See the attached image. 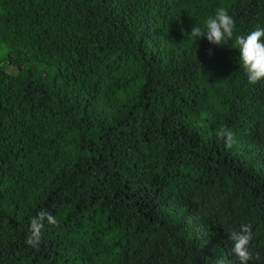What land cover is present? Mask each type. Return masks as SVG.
Instances as JSON below:
<instances>
[{
  "label": "trees",
  "instance_id": "1",
  "mask_svg": "<svg viewBox=\"0 0 264 264\" xmlns=\"http://www.w3.org/2000/svg\"><path fill=\"white\" fill-rule=\"evenodd\" d=\"M218 7L264 27V0H0V264H239L241 225L264 264V79L187 35Z\"/></svg>",
  "mask_w": 264,
  "mask_h": 264
},
{
  "label": "clouds",
  "instance_id": "2",
  "mask_svg": "<svg viewBox=\"0 0 264 264\" xmlns=\"http://www.w3.org/2000/svg\"><path fill=\"white\" fill-rule=\"evenodd\" d=\"M188 37L195 41L204 38L210 45L222 46L225 41H231L233 48L238 50L239 63L243 66L249 84H255L264 79V27H256L243 35H234V21L231 15L223 7L215 9L214 13L203 19L200 24H194L187 33ZM218 136L225 138L228 143L232 139L230 131L221 128ZM49 221L52 217L48 218ZM39 227L37 220L32 221V235L26 243L35 245L38 243ZM228 239L231 241V251L239 264H248L250 253L248 243L250 240L247 225H241L239 231H232Z\"/></svg>",
  "mask_w": 264,
  "mask_h": 264
},
{
  "label": "rangeland",
  "instance_id": "3",
  "mask_svg": "<svg viewBox=\"0 0 264 264\" xmlns=\"http://www.w3.org/2000/svg\"><path fill=\"white\" fill-rule=\"evenodd\" d=\"M0 66L2 68H6V71L10 74L15 73V70H14L15 68L13 66L8 65L7 63V51L2 46H0Z\"/></svg>",
  "mask_w": 264,
  "mask_h": 264
}]
</instances>
